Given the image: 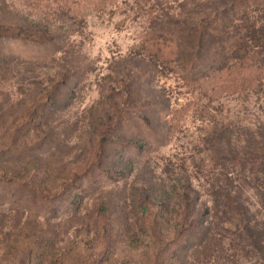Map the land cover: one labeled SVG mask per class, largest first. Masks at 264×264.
<instances>
[{
    "label": "rangeland",
    "instance_id": "1",
    "mask_svg": "<svg viewBox=\"0 0 264 264\" xmlns=\"http://www.w3.org/2000/svg\"><path fill=\"white\" fill-rule=\"evenodd\" d=\"M231 1L0 0V25L55 38L0 36V264L25 251L37 264H153V229L165 242L186 226L188 245L197 220L206 244L182 264L264 263V161L244 179L252 165L228 157H264V81L211 100L149 69L143 46L164 21Z\"/></svg>",
    "mask_w": 264,
    "mask_h": 264
},
{
    "label": "trees",
    "instance_id": "2",
    "mask_svg": "<svg viewBox=\"0 0 264 264\" xmlns=\"http://www.w3.org/2000/svg\"><path fill=\"white\" fill-rule=\"evenodd\" d=\"M231 2L230 5L229 2L215 4L208 15L194 23L164 21L148 30L145 37L150 38L144 40L143 46L151 53L149 69L168 67L189 86L211 100L223 94L251 93L260 88L264 81V0ZM0 36L39 44H52L55 39L38 34L36 29L22 22L1 24ZM5 58H8L7 53L0 52V61ZM14 139L19 140L17 137ZM228 157L242 167L246 168L247 163L252 165L249 170L251 174L244 175V179L251 175L255 178L259 176L254 170V164L264 161L263 156L248 153L244 156L230 154ZM236 187L235 192H245V188L240 184ZM235 199L236 202H233V197H229V202L239 213L250 210V206L241 199ZM187 215L188 212L185 211L183 219H187ZM195 215V220L197 217L200 219L202 212L198 211ZM244 226L256 231L257 222L250 218ZM186 231V226H177L175 237L162 242L154 228L153 233L157 241L153 264H182L195 245L198 246L197 250L204 247L210 228L197 220V226H192L188 231L194 233L196 242L188 245L183 244ZM258 239V244L254 246L262 250L264 230L259 232ZM174 243L178 245L177 248H174ZM42 255L43 253L39 252L37 256ZM34 257L36 254L33 251H25L19 261L14 260L6 264H37Z\"/></svg>",
    "mask_w": 264,
    "mask_h": 264
}]
</instances>
